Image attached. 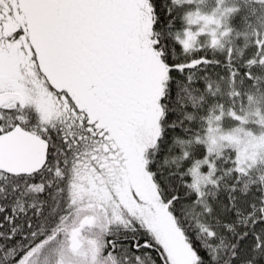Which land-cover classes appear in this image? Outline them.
<instances>
[{
    "label": "snow or ice",
    "instance_id": "1",
    "mask_svg": "<svg viewBox=\"0 0 264 264\" xmlns=\"http://www.w3.org/2000/svg\"><path fill=\"white\" fill-rule=\"evenodd\" d=\"M0 264H264V0H0Z\"/></svg>",
    "mask_w": 264,
    "mask_h": 264
}]
</instances>
